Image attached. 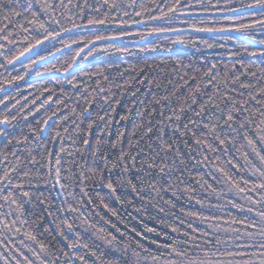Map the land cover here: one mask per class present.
I'll return each instance as SVG.
<instances>
[{
	"label": "snow or ice",
	"instance_id": "snow-or-ice-1",
	"mask_svg": "<svg viewBox=\"0 0 264 264\" xmlns=\"http://www.w3.org/2000/svg\"><path fill=\"white\" fill-rule=\"evenodd\" d=\"M133 13L147 19H132ZM73 16L83 23H76ZM190 18L192 23L188 24ZM176 20L188 24L191 32L209 33L223 41H243L240 47L244 53L264 57V47L258 51L248 48V44L264 46V38H257L264 36V0L238 5L235 0H0V40L14 44L13 29L29 32L28 26H35L31 29L34 42L6 58L8 65L73 29L108 25H115L116 30L60 40L64 48L83 45L75 51L73 64L85 49L87 56L97 51L133 55L129 47L116 43L127 38L137 45L141 41L151 45L139 46L140 52L161 48L171 52L175 45L195 47L201 42L206 48L217 47L209 40L171 38L170 33L185 31L172 26ZM220 20L230 22L221 24ZM64 21L72 28L65 27ZM155 21L163 23L148 26ZM134 24L146 27L129 30ZM149 37H163L164 41L152 43ZM103 41L109 43L95 47ZM4 47L0 44V49ZM228 54L238 57L241 52ZM6 64L0 63V68ZM177 66L190 67L182 62ZM151 67L146 64L137 75L129 74L128 80H123L125 73L120 72L121 82L115 83L104 69L98 70L94 75L100 79L93 81L95 87L90 91L84 89L86 106L79 112V100L69 108L72 97L63 88L55 101V90L44 89L48 96L40 107L45 103L50 107L53 102L58 107L42 121L43 127H32L28 117L35 112L26 110L18 100L8 108V102L0 99L6 109L0 115V143L5 148L0 153V264H224L218 256L239 257L243 264H264V67L252 71V65L241 64L243 71L237 75L233 64L219 80L217 66L212 64L199 79L185 71L177 75L176 84L169 80L168 86L155 78L147 79L145 68ZM84 75L91 78L93 74ZM248 77L256 78L255 83ZM21 79L17 76L5 83ZM145 83L146 90L134 86ZM68 84L78 90L73 81ZM93 109L97 110L95 119ZM61 116L67 126L62 130L58 126L53 141L66 139L70 147L62 144L56 152L48 151L45 145L46 164H41L37 156H45L36 151L29 133L39 141L49 121ZM18 126L28 127L29 133L17 134ZM202 166H208L209 171L202 174ZM93 177H98L91 180L93 188L99 185L107 190L103 195L87 187ZM197 188L215 196V207L224 206L219 203L223 198L237 215L223 219L181 207V214L189 218L190 231L181 232L180 227L172 226L170 232L177 236L164 232L165 241L170 242L150 238L149 233L159 237L160 232L149 227L146 220L168 227L164 217L176 216L181 197L192 202ZM113 203L138 220L141 229L129 227ZM195 203L204 206L203 199ZM192 219L204 221L206 227H193ZM45 221H50L47 227ZM177 222L186 223L179 217ZM48 232L55 243L42 238ZM221 233L226 238L222 239ZM257 236L259 242L255 241ZM143 241H150L156 250Z\"/></svg>",
	"mask_w": 264,
	"mask_h": 264
},
{
	"label": "trees",
	"instance_id": "trees-1",
	"mask_svg": "<svg viewBox=\"0 0 264 264\" xmlns=\"http://www.w3.org/2000/svg\"><path fill=\"white\" fill-rule=\"evenodd\" d=\"M125 2H127V0H125ZM144 2L147 3L148 0H144ZM195 2L196 0H190V3ZM213 2H215V0H213ZM235 2L238 5L239 3L247 2V0H235ZM129 11L131 12V9H129ZM219 15L220 14H217V16ZM224 15L235 16L238 14L226 13ZM131 18L137 20H146L147 16L145 15L143 17H136L133 13ZM43 19H47V17H43ZM72 19L75 20V22L78 24L83 23V21L79 20L76 16H73ZM124 19L129 18L124 17ZM209 19H213V17L209 15ZM229 22L230 21L228 20H220L221 24H227ZM21 23H23V21H21ZM160 23L163 22H150L148 26H151V24ZM190 23H192L191 18L188 21V24ZM188 24L183 23L181 20L174 21L172 24L173 27L187 30L180 33H170L169 35L171 36V38L175 39L177 36H180L185 40H209L210 42L214 41L217 44V47L206 48L201 42L198 43L195 47L175 45L172 48L171 52L165 48H161L157 52H140L138 51L139 46L151 45L147 41H143L139 43V45H137L131 42L132 38H127L125 41H118L116 43L129 47L134 53L133 55L119 53L105 55L102 52L97 51L94 52L93 55L87 56L88 49H85V51L81 53V57L76 59L75 64L72 63V57L74 56L75 51H77L79 47H82L83 45L74 44L71 48L57 52V49L64 48L63 45L60 43L61 39L67 42L70 38H90L94 34H110L112 31L116 30L115 25H108L100 26L99 28L73 29L72 32L64 33L61 35V37L57 38L54 41H48L42 44L41 47L35 53L34 58L29 59L28 61L23 63L18 62L8 65L6 64V58L18 54L20 51L26 48L29 43L34 42L35 40V33L31 31V29L35 27L34 25L28 26L29 32H21L18 28H15L13 29V31L16 33L14 37L16 42L14 44H8L7 41L0 40V44L5 45L4 48L0 49V63L6 64V68H0V85H3V90H0V99H4L8 102V108H11L12 104H15L18 100L20 104L25 106L26 110L31 109L33 112H35V116H29L28 120L33 128H38L43 127L42 121L44 119H47V117L51 115L53 111H56L58 107V104L56 102L51 103L50 107L47 103H45L44 107H40L41 103H43L48 96V92L44 91V89L47 88L55 90L56 96L53 97V101H55L56 97L60 96V89L63 88L67 95L72 97L71 100H68L69 108L76 106V101L79 100L80 107H77V112H79L82 107L86 106L82 98V93L85 88H88L90 91L91 88L95 87L93 81L100 79V77L94 74L100 69H104V74L108 75L113 81V83H115L121 82V78L119 76L120 72L125 73L123 80H128L130 78L129 74L137 75L140 68L144 67L146 64L152 65L151 68H145L147 79L151 80L155 78L158 82H161L165 86H168L169 80H172L173 83L176 84L177 75H184L185 71L188 72L189 77H191L192 75H197V78L199 79L203 76V73L206 72L208 67H210L212 64H215L217 66L216 73L217 78L219 80H223L225 78L233 64H236L237 66V75H240V73L243 71V68H241V64L252 65V71H258V69L264 67V57H253L243 52L240 47V44L243 41H223L217 38H213L209 33L191 32L188 30ZM64 26L67 28H72V24L68 23L67 21H64ZM145 27L146 25L144 24H134L129 30H144ZM231 35L238 36L239 34L231 33ZM257 38H264V36L258 35ZM149 41H151L152 43H161L162 41H164V38L149 37ZM108 43V41H103L98 43L95 47L100 48L102 46H106ZM220 44H223L224 47H219ZM262 47L263 46L261 45L248 44L249 51H258ZM9 49H11L10 52L8 51ZM229 51H239L241 52V55L238 57H233L228 54ZM48 55L52 56V58L48 62L42 65L36 64V61L38 59H40L41 57H46ZM85 56H87V58H85ZM162 61L163 63H161ZM178 62H182L184 66L190 67H178ZM73 66L77 68L70 74H65V72H67ZM85 72L93 75L91 76V78H89V76L84 75ZM17 76H22L23 79L15 80L11 84L5 83L6 80L12 79ZM241 79L244 80V77L242 76ZM70 80L78 86V90H74L72 86L68 84V81ZM248 80H251L253 83H255L256 78L248 77ZM134 86L141 87L142 90H146L148 87L147 83L142 86ZM115 90L116 89L113 87V91ZM92 95H95V93H92ZM60 98L67 100L66 96H61ZM26 99L27 102H25ZM33 100L36 101L35 105H33L32 103ZM20 104L17 105V109H19ZM59 106L61 108L63 107V105ZM37 109H39V111H37ZM15 111L16 110H13V113H15ZM5 112L6 109L4 108V106L0 105V115L5 114ZM96 114L97 110L93 109V119L96 118ZM38 121H40L41 123L37 124ZM58 126L61 130L63 127L67 126L65 125L62 116L60 118L53 117V119L49 121L48 127L43 133L40 134L39 141L35 140L34 134L29 133V129L26 126L22 129L18 126L17 134H20L21 131L24 133H29V135L33 138V143L34 147L36 148V151L45 156L44 159H42L40 156H37V159L40 161L41 164H46L45 145L48 151L56 152L60 150L62 144L65 148L70 147L66 139L62 141L58 140L56 142L53 141V137L55 136L56 131L58 130ZM3 151H5L4 144L0 143V153H2ZM8 158L9 160L13 159L11 155H9ZM201 171L202 174L207 173L209 171V167L202 166ZM96 178L98 177L90 178L87 187L89 189H93L94 194L99 193L100 195H103L104 192L107 191L106 189H101L99 185H96L95 188H93L91 180ZM197 179H199V177H197ZM209 182H211V180ZM217 187L219 188L221 187V185H218ZM167 198L168 197H165V199ZM196 199H203L204 206L201 207L199 204H196ZM217 203L218 202L214 195L206 193L204 192V190L197 188L196 196L194 197L192 202H189L185 197H181L180 201L177 203V208L175 209L176 216L164 217L165 224L168 225V227H165V225H161L158 221L146 220V223L149 227H155L157 231L160 232L159 237H156L151 233H149L148 235L150 238L157 239L158 242L164 243L170 242L165 241L164 232H168L170 236H177V234L170 232V227L172 226L180 227L181 232L190 231L187 227V221L189 220V218L186 215L181 214V207H183L185 211H200L204 215H218L223 219H228L230 214L237 215L236 210L228 206L223 198L221 199V201H219L220 204H224L223 207L213 206ZM112 206L120 211L121 216L124 217V220L128 223L129 227L135 226L138 230L141 229L142 226L139 224L138 220L131 219L124 209L119 208V205L113 203ZM128 211H131V209H128ZM153 215H155V212H153ZM177 217L185 220V225H179L177 222ZM113 219L115 220L116 218ZM49 223L50 221H45V227H47ZM191 223L193 227H197L199 229H204L206 227L205 222L202 220L192 219ZM119 226L122 230L124 229L123 223H121ZM241 231H243L242 227ZM42 238L46 239V241L55 243L50 232L45 233ZM177 238L180 239V237ZM221 238H226L223 233H221ZM202 239L203 237H201V240ZM260 239L261 238L259 236L255 237L256 242H259ZM143 243L150 246L152 251L156 250V246L154 244H150V241H143ZM57 248H59L58 244ZM248 251H256V249H249ZM209 256H211V253H209ZM218 258L222 260L224 264H228L229 260L232 261V264H237V262H239V264H243V260L239 257L231 258L227 256H218Z\"/></svg>",
	"mask_w": 264,
	"mask_h": 264
},
{
	"label": "water",
	"instance_id": "water-1",
	"mask_svg": "<svg viewBox=\"0 0 264 264\" xmlns=\"http://www.w3.org/2000/svg\"><path fill=\"white\" fill-rule=\"evenodd\" d=\"M185 30H187V29H185ZM141 42H143V41H141ZM141 42H139V43H141ZM40 47H41V46H39V47L33 49L31 52L27 53L25 56H23V57H21L19 60H17L15 63H18V62L23 63V62L28 61L29 59L34 58V57H35V53L37 52V50H38ZM263 47H264V46H263ZM66 49H68V48H63V49H61L60 51H64V50H66ZM60 51H57V52H60ZM51 58H52L51 55L46 56L45 59H41V58H40V59H38V60L36 61V64H37V65H42V64L48 62ZM76 68H77V67H75V66L71 67L67 72H65V74H70V73H71L72 71H74Z\"/></svg>",
	"mask_w": 264,
	"mask_h": 264
}]
</instances>
